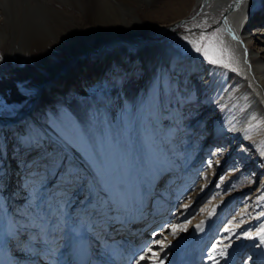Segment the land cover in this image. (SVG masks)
<instances>
[{"label": "bare ground", "instance_id": "1", "mask_svg": "<svg viewBox=\"0 0 264 264\" xmlns=\"http://www.w3.org/2000/svg\"><path fill=\"white\" fill-rule=\"evenodd\" d=\"M101 1L88 16L89 23L100 29L96 48L71 32L66 39L72 45L65 47L74 64L65 71L70 64L64 63L65 56L51 52L28 105L17 118L0 119V137L29 138L32 147L26 156L37 154L40 144L53 150L56 156L48 159L71 162L92 191L89 194L80 186L61 214L58 182L49 174L42 179L48 191L38 185L32 202L31 194L20 192L16 183L38 174H29L34 163L27 157L14 165L19 142H13L10 161L0 164V188L8 183L6 195L0 192V264H48L53 258L46 254L50 250H55L59 264H85L87 260L90 264H135L133 257L145 254V245L159 251L164 264H202L211 254L205 249L213 243H231L230 254L252 255L246 264H256L255 255L264 249L253 247L258 240L246 239L245 233L255 236L264 228V200L260 199L264 196V157L260 155L264 125L251 133L245 129L264 121V18L254 15L264 0H195L190 13L199 8L196 16L175 22L150 43L143 41L146 37L134 41L109 35L114 14L124 17L120 32L141 27L129 7L135 0ZM57 2L68 5L69 1L0 0V47L10 44V58L17 66L57 43L58 29H70L64 14L53 8ZM128 15L132 21L125 19ZM181 26L184 34L178 32ZM212 27L217 28L214 43L232 57L231 68L198 59L199 53L184 39H197L202 32L212 37ZM131 50L136 51L145 72L135 99L122 90L120 106L99 108L97 101L69 104L54 98L65 93L70 77L82 71L80 65L117 56L129 59ZM204 63L202 79L191 76L186 81L189 86L182 83L183 89L174 81L179 66L188 70L187 75L195 71L199 76ZM38 94L41 98L36 102ZM154 94L159 98L155 108L159 123L149 114ZM44 103L55 104L56 115L39 116L38 108ZM190 104H195L194 110L186 111ZM166 108L172 114L164 118ZM213 115L212 124H223L219 132L214 125L205 127ZM56 129L70 140L57 136L52 131ZM202 133L207 135L199 143ZM238 148L242 149L234 154ZM1 149L5 147L0 142ZM207 162L213 166L208 168ZM201 221L203 231L196 228ZM14 224L20 226L15 232ZM172 226L187 230L173 237ZM143 229L151 231L144 236ZM121 230L132 237L127 245L115 235L119 232L121 242H127ZM156 240L170 243L160 251Z\"/></svg>", "mask_w": 264, "mask_h": 264}, {"label": "rangeland", "instance_id": "2", "mask_svg": "<svg viewBox=\"0 0 264 264\" xmlns=\"http://www.w3.org/2000/svg\"><path fill=\"white\" fill-rule=\"evenodd\" d=\"M68 1V5H65L61 2H57L53 5V8L55 10L57 8V10L61 12L60 14H64V20H68L70 22L71 27L73 28L70 27V31L58 29L56 31L59 35L58 42L49 46L46 51L41 50L39 53L35 54L34 57L30 58L31 60H28L24 65L17 66L10 58V44L6 45L5 47H0V119H15L28 105L32 97V93L36 88V84L38 83V75L40 74L39 72L43 67L47 55L49 56L51 52L58 53L61 55L63 54L65 56L64 63H71L72 60H74L72 53L67 51L65 47L72 45V43H70V41L66 39V37L71 34V32L76 34L81 42L86 43L87 45H94V49L96 48V33L99 32L100 29L97 25H94V23H89L88 16L91 15V13L95 12L98 5L102 4V1ZM80 2L82 3L81 7L77 6V4H79ZM194 3L195 0H135L133 4H129V7L134 9L135 15L140 20L141 27L136 28L135 32H131L129 30L120 32L121 25L124 23V17L121 16V14H114L112 15V20H114L115 18V21H113L114 24L113 27L110 29L109 35L116 39L127 38L128 40L134 41L146 37V39L143 40L144 42H153V38L156 37L160 31L170 28L172 24L181 19L196 16L199 13V8H197L193 14L190 13V10ZM255 14L262 15V17L264 18V1H261L257 4V9L255 10L254 15ZM125 19L129 21L133 20V18L129 15L126 16ZM92 29H95L93 33L90 31ZM216 31L217 28L212 27L210 33L213 34ZM178 32L179 34H184V27L181 26L180 28H178ZM197 56L198 59H204L200 53ZM136 57V51L131 50L129 52V59L123 56H117L115 58L112 57L105 59L104 61L92 60L86 65H80L78 68L82 71L76 74V76L70 77L69 83L65 86V93L61 96L56 95L54 96V98L56 100L60 98L69 104H91L92 102L97 101L99 103V108H113L116 105L120 106L121 103L118 96L120 94V91L122 90H125L130 97L135 99L139 93L138 90H140L142 84L141 82L142 80H144L145 77V72L142 70V67ZM201 65L202 70H200L201 73H199V76H196L195 71L191 72V75H187L188 70L184 68L183 71L179 66L175 72L176 74L173 76L175 79L174 81L179 82V84L181 83V87L183 89V87L185 88V86H189L190 83H187L186 81L188 79L192 80L193 75L198 78L200 77L199 79H202V75H204L203 71L206 66L205 63ZM177 74H182L181 76L179 75L180 78L183 79L182 82L181 80H179ZM223 77L224 76H222V79H224ZM182 83L186 85L184 86ZM164 85H167V79L164 81ZM195 85V87H197L199 83L196 82ZM55 91L56 90H54V92ZM154 95L151 96L152 100L150 103L149 114L150 117L154 120V122L159 123V119L155 112L156 100L159 98L158 96ZM194 100L196 101V99ZM194 106L195 104H190L186 111H193ZM56 113L57 109L55 108V104L44 103L38 108V115L41 117L47 115V117H50L56 115ZM169 114L172 113L169 112L166 108L164 110L163 117L165 118ZM214 119H216V117L213 115L205 122V127L210 128L214 125L213 127L217 128L219 132V130L221 131L223 124H212ZM176 121L177 124H180L181 122L179 113H177L176 115ZM24 128L26 129L27 127L24 125ZM52 131L57 136H60V138H62L63 140H70L69 137L66 136V134H64L61 129H56ZM34 134L36 135V133ZM206 135L207 133L200 134L198 138L199 143L204 141L203 139ZM0 142L1 145L5 147V150L1 149L0 151V164H2L4 161H10V154L11 152H13V148L11 150V147H13V142H19L21 144L20 145L18 143L16 151H14L18 152L17 155L19 156H17V158L19 159H17V162L14 165L18 164L17 166H19V162L21 163V161L26 159V157L28 160L32 159L31 162H33L34 164L33 166H31V168H29V174L32 173L34 175V173H36L38 175L27 178V181L20 180L16 183V185L18 186V188H20V192H27L29 194H31L33 189L35 188L33 194H36L37 186L45 176L46 171H48L42 167L41 162H44L45 158L48 159L49 157L51 158L56 156V153L53 154V150H46V148L41 146L40 144L41 149L38 150L37 154H34L33 156L30 155L31 157L26 156V153L32 147V142L29 138L27 139L25 136L21 137L20 140L19 137L16 136L11 137L8 140H5L3 137H0ZM224 147H227V145ZM241 149L242 148H238L236 151H234V154H238ZM44 155L48 157H43ZM48 160L50 161L51 159ZM83 161L85 162V160ZM37 169H39V171H37ZM7 190L8 183L6 182L4 186L0 188V192L5 193L6 195ZM149 231H151V229H148L147 232L150 233Z\"/></svg>", "mask_w": 264, "mask_h": 264}, {"label": "snow or ice", "instance_id": "3", "mask_svg": "<svg viewBox=\"0 0 264 264\" xmlns=\"http://www.w3.org/2000/svg\"><path fill=\"white\" fill-rule=\"evenodd\" d=\"M199 27V25H197ZM186 31H191L190 29H187ZM184 39L187 41L189 45H191L192 49L200 53L203 58L212 65H218L221 67H232V57L230 55L226 56L223 49L218 47L215 43V33H213L212 37H209L205 33H201L197 39L194 40H188L187 37H184ZM233 39H236V36L233 35ZM222 43V42H221ZM255 119V117H253ZM261 125H264V121H258L256 125H250L248 129H245L246 133H251L254 130H260ZM247 138L251 139V136L249 135ZM216 151H223V149H216ZM261 157H264V149L260 152ZM42 167L47 170L49 168L55 169L54 172L49 173L46 171L45 175L51 174L53 177L54 182L57 183L58 192L57 195L61 197V199L58 201V206L61 210V214L64 213V210L69 206L72 197L75 195L76 190L83 186L87 188L88 193H91V188H88L87 185L84 183V180L81 178L79 172L80 170L73 165L71 162L65 160L64 158H60L59 160H48L45 158L44 162H41ZM206 166L208 168H211L213 164L211 162H207ZM39 171V169H37ZM39 185L42 187L43 190L48 191L49 185L47 183H44L41 181ZM35 189V188H34ZM34 189L30 195V200L33 202L34 200ZM261 200H264V196L260 197ZM212 213L209 212V216H211ZM261 215H264V212L261 213ZM203 225L204 221H201L200 224L196 225V228L199 231H203ZM18 227L17 225H13V231L15 232ZM186 228L177 229L176 226H172V232L171 234L173 237L176 236L177 231H186ZM225 231H231V229H225ZM233 235H236L233 233ZM237 239L240 237L237 235ZM246 239H253L258 240V243L254 244L253 247L258 249H264V228H261L259 232H256L255 236L245 233ZM166 239V238H165ZM231 239V237H229ZM157 245H160V251H163L164 248H167L169 246V243H164L162 240H156L154 242ZM147 248V252L143 255H139L138 258L135 256L133 259H135V264H141V261L150 260L152 261V264H164V261L159 258L160 253L159 251H154L151 246L145 245ZM232 247V244L229 243L227 245L217 246L215 243L211 244L208 249H205L206 253L210 251L211 254L207 255V259L211 262V264H221V260H224L227 262V258L229 257V249ZM151 255H148V254ZM46 254L52 256L53 258L49 260L48 264H59V261L55 259V250H50ZM253 256L249 255L247 256L243 261L242 264H246L247 261L253 260ZM256 264H264V251H261L260 253L255 255ZM10 264V262H9ZM90 264V262H88Z\"/></svg>", "mask_w": 264, "mask_h": 264}, {"label": "water", "instance_id": "4", "mask_svg": "<svg viewBox=\"0 0 264 264\" xmlns=\"http://www.w3.org/2000/svg\"><path fill=\"white\" fill-rule=\"evenodd\" d=\"M73 64H74V62L72 61V62L67 66V68H66L65 71H67L68 68H70ZM65 71H64V72H65ZM40 98H41V94H38V98L36 99V102H37L38 100H40Z\"/></svg>", "mask_w": 264, "mask_h": 264}, {"label": "crops", "instance_id": "5", "mask_svg": "<svg viewBox=\"0 0 264 264\" xmlns=\"http://www.w3.org/2000/svg\"><path fill=\"white\" fill-rule=\"evenodd\" d=\"M38 53H39V52H38ZM35 54H37V53H35ZM35 54H34V55H35ZM34 55H33V57H34Z\"/></svg>", "mask_w": 264, "mask_h": 264}]
</instances>
